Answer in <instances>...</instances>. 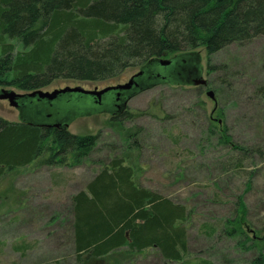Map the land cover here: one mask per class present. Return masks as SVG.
<instances>
[{
    "label": "rangeland",
    "instance_id": "1",
    "mask_svg": "<svg viewBox=\"0 0 264 264\" xmlns=\"http://www.w3.org/2000/svg\"><path fill=\"white\" fill-rule=\"evenodd\" d=\"M198 52L204 87L158 84L128 102V111L137 116L120 127L111 124L106 113L109 96L102 106L88 97V106L81 109L61 102L50 109L43 102L40 115L30 108L17 111L0 100L2 120L53 123L70 117L74 121L68 132L98 137L95 150L79 164H34L0 180V264H76L71 199L113 157L124 158L134 168V179L142 187L188 209L185 264L200 260L249 264L255 253L236 247L221 230L234 216L240 197L251 230L264 231V103L257 95L264 84V36L231 44L211 56L202 49ZM138 70L129 67L103 81L56 80L40 90H101L126 83ZM158 72L171 76L178 67ZM3 90L25 94L13 88ZM207 91L214 100L206 96ZM217 122L240 150L222 145L218 132L208 137V128ZM126 132L134 133L131 141ZM81 264L178 263L163 260L152 248L135 255L123 249L99 261L84 257Z\"/></svg>",
    "mask_w": 264,
    "mask_h": 264
},
{
    "label": "trees",
    "instance_id": "2",
    "mask_svg": "<svg viewBox=\"0 0 264 264\" xmlns=\"http://www.w3.org/2000/svg\"><path fill=\"white\" fill-rule=\"evenodd\" d=\"M260 36L264 0H0V90L29 93L56 80L103 81L152 60L201 49L211 56ZM257 95L264 103V84ZM135 116L126 107L109 121L120 127ZM215 132L222 145L240 150L218 122L208 137ZM125 135L130 141L135 136ZM97 142L94 135L0 119V180L34 164H79ZM134 176L124 158L113 157L72 197L76 264L84 257L99 261L123 249L135 255L152 248L167 262L185 264L190 212ZM245 213L238 197L221 234L255 253L249 264H264V231H252Z\"/></svg>",
    "mask_w": 264,
    "mask_h": 264
},
{
    "label": "water",
    "instance_id": "3",
    "mask_svg": "<svg viewBox=\"0 0 264 264\" xmlns=\"http://www.w3.org/2000/svg\"><path fill=\"white\" fill-rule=\"evenodd\" d=\"M174 65L178 67V72L171 76H165L158 72L159 68L167 69ZM201 70L199 53H184L178 54L170 59H156L149 61L126 83L106 87L101 90H84L81 87H65L52 92L35 90L25 94H17L13 91L1 89L0 100L6 101L9 107L17 111L30 108L35 114L40 115L44 110L42 105L43 102H46L50 109H52L55 102H61L64 106L68 105L75 109H81L88 106L90 102L88 97L91 98V102L94 105L102 106L107 103L106 96H109L110 108L106 113L110 116H116L125 110L128 102L132 98L158 84H188L194 87H204L206 81L202 78ZM184 77L185 79H183ZM206 96L209 99L214 100V94L211 91H207ZM66 97V100H62ZM48 118H50V115H46V119ZM73 119L74 118L66 117L53 123L44 120H25L19 123H25L40 128H62L68 130L69 125L74 121Z\"/></svg>",
    "mask_w": 264,
    "mask_h": 264
},
{
    "label": "flooded vegetation",
    "instance_id": "4",
    "mask_svg": "<svg viewBox=\"0 0 264 264\" xmlns=\"http://www.w3.org/2000/svg\"><path fill=\"white\" fill-rule=\"evenodd\" d=\"M130 79V78H129Z\"/></svg>",
    "mask_w": 264,
    "mask_h": 264
}]
</instances>
